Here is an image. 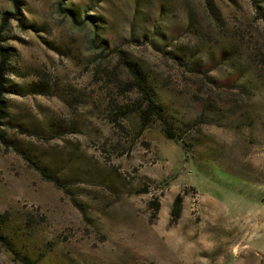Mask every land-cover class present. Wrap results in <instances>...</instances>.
<instances>
[{"label": "rangeland", "instance_id": "rangeland-1", "mask_svg": "<svg viewBox=\"0 0 264 264\" xmlns=\"http://www.w3.org/2000/svg\"><path fill=\"white\" fill-rule=\"evenodd\" d=\"M20 7L0 0V28L17 13L0 125L14 250L0 241V264H264V0ZM127 61L175 138L142 128Z\"/></svg>", "mask_w": 264, "mask_h": 264}, {"label": "trees", "instance_id": "trees-1", "mask_svg": "<svg viewBox=\"0 0 264 264\" xmlns=\"http://www.w3.org/2000/svg\"><path fill=\"white\" fill-rule=\"evenodd\" d=\"M15 7L20 10V0H13ZM70 10V9H69ZM72 15L74 16L76 12L70 10ZM20 12V11H19ZM14 15V16H13ZM17 16V13H9L6 12L3 18V23L0 28V125L4 123V119H6L7 114V106L5 95L7 93V74L10 70L11 60L14 56V53L9 46H4V32L7 28V23L10 21L12 17ZM89 18L94 19L95 17L89 16ZM94 22V20H92ZM100 46L108 47L111 43L109 38L100 37L99 38ZM129 71L131 73V86L134 90H136L139 94H141L143 100L140 106V113L142 117V128L145 129L150 122L153 120H158L163 125L165 134L168 138H175L176 133L174 130V126L172 121L170 120L166 109L157 101L152 88L148 84L147 76L145 75L142 68L138 63L134 61H127ZM264 66V61H262ZM1 136V134H0ZM4 139V138H3ZM38 169L41 173L49 177V179L56 180L54 176H50L46 173L45 168L38 166ZM183 202L182 194H178L175 199V207L173 214L175 217L179 215V210ZM6 220L3 218V214L0 213V241L4 243L8 248L12 251L14 250L11 242L7 239V234L5 230ZM21 259L24 257L21 256Z\"/></svg>", "mask_w": 264, "mask_h": 264}]
</instances>
